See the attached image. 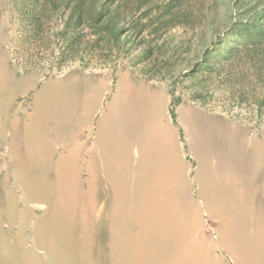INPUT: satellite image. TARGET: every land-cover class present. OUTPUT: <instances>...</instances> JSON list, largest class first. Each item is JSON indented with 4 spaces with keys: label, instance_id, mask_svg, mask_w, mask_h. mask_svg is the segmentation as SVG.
Returning a JSON list of instances; mask_svg holds the SVG:
<instances>
[{
    "label": "rangeland",
    "instance_id": "374dc122",
    "mask_svg": "<svg viewBox=\"0 0 264 264\" xmlns=\"http://www.w3.org/2000/svg\"><path fill=\"white\" fill-rule=\"evenodd\" d=\"M73 6L0 0V264H264L251 6L112 0L118 42Z\"/></svg>",
    "mask_w": 264,
    "mask_h": 264
},
{
    "label": "trees",
    "instance_id": "16d2710c",
    "mask_svg": "<svg viewBox=\"0 0 264 264\" xmlns=\"http://www.w3.org/2000/svg\"><path fill=\"white\" fill-rule=\"evenodd\" d=\"M43 1V0H42ZM44 1H51L56 2L58 0H44ZM62 3L67 4L70 1L74 2L73 9L71 10L72 13L70 15V27L74 31L76 29L77 25L81 21V17L83 16V6L87 5L89 12V19H91L95 24H103V37L107 39V41H119V36L121 32L123 31L122 27H119V21L121 15L113 14V11H111L109 7V3L112 0H61ZM232 6L235 8H243L250 7L252 8L253 19L252 23H245L246 26H249V29L246 33V39L244 41H234V45H231V48L236 51L234 55H236L239 51L246 53L245 57L246 59H243V63L233 62V67L230 71L237 69L240 64H244L249 66V68L254 70V74L256 76V82L260 87L261 90V96L264 99V22L263 20H260L262 14L261 12L257 11V5L252 6L254 3V0H231ZM91 12H94L91 14ZM75 16V17H74ZM76 18L74 21L73 19ZM124 20L127 21V15L124 14L122 17ZM141 29H139L138 32H140ZM210 49H207V52L209 53ZM207 53V55H208ZM224 82L229 84L231 88H241L237 87V83L233 80V73L228 72L224 76ZM204 87V85H203ZM203 87H198L196 89V93H203ZM199 90V92H197ZM241 90V89H239Z\"/></svg>",
    "mask_w": 264,
    "mask_h": 264
},
{
    "label": "bare ground",
    "instance_id": "6f19581e",
    "mask_svg": "<svg viewBox=\"0 0 264 264\" xmlns=\"http://www.w3.org/2000/svg\"><path fill=\"white\" fill-rule=\"evenodd\" d=\"M147 168V167H146Z\"/></svg>",
    "mask_w": 264,
    "mask_h": 264
}]
</instances>
